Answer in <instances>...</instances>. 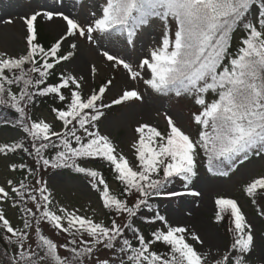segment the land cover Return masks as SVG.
Instances as JSON below:
<instances>
[{"label": "snow or ice", "instance_id": "snow-or-ice-1", "mask_svg": "<svg viewBox=\"0 0 264 264\" xmlns=\"http://www.w3.org/2000/svg\"><path fill=\"white\" fill-rule=\"evenodd\" d=\"M254 8L258 17L252 15ZM41 15L48 21L59 17L65 22L64 33L47 49L38 41L35 22ZM92 17L90 23H81L59 9L25 17L26 54L13 57L0 51V105L19 114L17 122L31 137L38 164L52 169L73 168L85 174L99 194L103 209L115 216L126 215L128 223L121 224L113 218L106 224L64 207L53 211L52 193L42 179L36 180L39 187L31 191L23 181L10 191L0 186V200L11 198L15 206L27 196L36 209L33 211L26 205L21 209L24 216L20 229L14 227L0 208V228L5 230L2 238L18 246L8 264H84L86 258L91 264H247L245 255L253 248L254 236L235 199L220 197L215 201L217 221L228 214L231 221L228 230L233 233L228 250L219 256L199 251L195 244L203 245L200 236L184 226H173L159 211L155 212L154 220L162 222L161 227L149 239L133 227L132 218L142 206L151 210L149 199L153 196L184 195L167 190V186L180 178L186 182L184 187H188L197 175V157L201 151L207 157L209 171L225 167L230 170L237 160H247L250 154L264 156V0H104L99 14L93 12ZM154 19L163 23L160 43L135 67L109 51L102 55L114 66H122L132 80H142L156 93L174 91L177 96H193L200 111L194 112L192 119L201 130L198 138H193L171 116L167 117L168 131L164 133L149 124H141L135 130L138 138L131 145L135 156L132 163L108 135L101 133L96 122L104 115L102 108L142 100L140 91L134 88L123 91L111 104H105L103 98L111 80L87 97L81 91L83 77L61 75L59 82L52 85H45V81L51 74L49 70L74 56L77 43L70 42L71 50L66 53L61 50L68 37L78 36L95 44L99 36L94 34H126L127 42L133 43L138 32ZM237 32L241 38L233 52ZM26 65L31 67L26 69ZM33 73L38 75L34 77ZM12 85L22 86L14 92ZM63 89H68L70 96L66 97ZM209 93L215 94L211 102L206 99ZM50 94L61 102L68 101L65 107L52 109L56 119L62 122L60 132L43 119H31L26 110L35 95ZM52 137L57 139L54 141ZM17 149L28 151L22 143L0 145V153L5 155ZM48 149L55 151L51 158L44 155ZM97 158L108 163L115 179L123 185L119 195L112 192L102 173L90 166V161ZM11 167L15 170L17 165ZM7 183L13 184L11 180ZM244 192L255 204L257 194L264 193V175L249 182ZM125 194L135 195V203L130 205L121 198ZM260 215L264 216V211ZM41 221L72 239L58 244L44 234ZM29 229L38 237L35 248L27 243L30 237L25 230ZM125 229L133 233L137 244L125 237ZM157 242L169 250L166 253L153 250ZM101 248L113 250L115 259L97 255ZM60 249L67 250L68 255H61Z\"/></svg>", "mask_w": 264, "mask_h": 264}, {"label": "rangeland", "instance_id": "rangeland-1", "mask_svg": "<svg viewBox=\"0 0 264 264\" xmlns=\"http://www.w3.org/2000/svg\"><path fill=\"white\" fill-rule=\"evenodd\" d=\"M104 0H0V51L17 57L26 52V32L24 18L34 12H44L59 9L78 19L81 23H90L93 19L92 13L99 14V8ZM45 35L53 42L65 31V22L54 17L52 21L46 20L43 15L38 17ZM11 21V23H7ZM173 31L175 25H172ZM163 33V23L153 20L150 25L144 26L134 38L133 43H128L124 35L113 34L111 36L98 35L99 39L95 44L87 42L81 37H68L62 43V50H71L69 43H77L74 56L62 68L63 75L72 74L76 77H83L82 94L87 97L92 90H96L104 81L111 80L105 97L107 99L119 98L123 91L136 89L141 92L142 100H132L123 107L115 117L102 121L100 129L108 135L116 145L118 151H122L130 160L135 163L132 143L138 138L136 128L141 124H149L156 127L162 133L168 130L167 117L171 116L184 132L196 138L195 122L192 114L196 111L185 94L177 96L175 92L167 94L156 93L143 84L142 80H132L122 66H114L113 62L107 61L102 55L104 51L117 55L127 60L135 67L150 50L158 45ZM95 67V72H93ZM28 115L35 119H43L52 124L57 131L62 128L56 122L55 117L47 109H34ZM22 137L21 130H12L0 127V145L6 142H14ZM200 166L205 159L199 155ZM12 158L0 154V186L10 191L18 180V173L11 167ZM220 171H227V175H220ZM215 175H205L200 171L196 181L190 186L189 193L185 194L183 187L176 186L172 190L184 193L181 196H166L167 200L161 202L163 216L173 226H184L189 232L200 236L203 245L195 244L201 252H211L219 256L229 248V238L216 223L218 211L215 201L220 197L237 200L244 212L248 222L252 226L254 245L246 256L247 264H264V232L262 220L255 210L253 204L244 192V187L255 178L264 175V156L249 155L244 161L237 160L234 166L214 169ZM11 180L12 185L7 182ZM52 193L53 211L60 207L70 211H78V214L87 215L97 221L103 220L108 223L106 209L102 207V201L93 187L85 180H75L69 175L61 172H53L42 177ZM110 189L117 193L115 183H110ZM198 192L199 195H192ZM14 195V194H12ZM132 197L131 201H135ZM4 213L7 219L16 228H23V224L12 207L11 202H6ZM95 210V211H93ZM264 211V207H263ZM118 223L124 224L127 221L126 215L118 216ZM41 227L47 236L58 244H64L65 238L47 223L41 222ZM31 243L35 248L37 241L35 231L28 234ZM192 242V241H190ZM195 243V242H193ZM18 248V247H17ZM61 255H68L65 249H60ZM101 258L115 259L113 252L103 249L97 253ZM84 264H91V260L85 259Z\"/></svg>", "mask_w": 264, "mask_h": 264}, {"label": "trees", "instance_id": "trees-1", "mask_svg": "<svg viewBox=\"0 0 264 264\" xmlns=\"http://www.w3.org/2000/svg\"><path fill=\"white\" fill-rule=\"evenodd\" d=\"M257 8H258V6H257ZM252 15L258 17V11L256 8L253 9ZM35 24H36V28H37L39 43L42 46H44L46 49L49 48L55 42H53L47 35H45L43 27H42L41 23L39 22L38 18H37V21L35 22ZM124 36L127 39L126 34H124ZM240 38H241V34H240V32H237L234 35V39H233V44H232V51L233 52H235L238 49V40ZM26 48H27V38H26ZM62 51H64L65 53L67 52V50H62ZM70 59L68 61H61L58 65H56L54 67V69L49 70L51 74L47 77V79L45 81V85H52V84L59 82L61 75H63L62 68L70 61ZM30 67H31V65H26V69L30 68ZM8 74L11 75V73H8ZM32 75L35 77L38 74L33 73ZM107 81H109V80H107ZM107 81H104L100 86H103L104 84H106ZM45 85H41L40 87H43ZM21 86L22 85H19V86L18 85H12L11 87H12V90L15 92V91H18L19 87H21ZM99 87L96 88V90H98ZM30 91L35 92L36 89L30 88ZM62 91L66 97L70 96V92L68 89H63ZM185 95H186L187 99L189 100V102L191 103V106L196 111L199 112L200 106L195 104L194 97L191 95H187V94H185ZM214 97H215V94L209 93V94H207L206 99L209 102H211V100ZM112 100L107 99L104 96L103 103L111 104ZM128 102L129 101H125L120 105H112L110 108H102L101 111L104 112V115L100 118L99 121L96 122L98 128L100 129V126H101V123L103 120L115 117L118 113H120L121 110L123 109V107L126 106ZM67 103H68L67 100L64 102H61L58 98H56L52 94L47 95V96L35 95L33 97L32 103L27 105L26 110H28L29 113L31 114V111L33 112L34 109H47L56 119L55 113L52 111V109L65 107ZM18 119H19V114L16 113L15 109H12V108L4 106V105H0V127H4L6 129L21 130L22 131V137L20 139H18L17 141H14V142H6V143H8V144L22 143L24 145V147L28 149V151H24L23 149H17L16 152H8L7 155L0 153L1 155L5 156L7 158H12L13 164L17 165L15 171L18 173V180L16 181L14 186L19 187V183L21 181H23L26 185L29 186V191H31V189L33 187H39V185L36 184L37 179H42V177H44L45 175L53 173V172H61L63 174H67L72 179H75V180H81V179L85 180L92 186V184L90 183L89 177H87L83 173L76 172L73 168L52 169L50 167L45 168L41 164H38L37 159L35 157V149L32 147V143H33L32 139L30 136H28L27 133H25L23 131L22 126L18 124V122H17ZM31 119H33V118H31ZM33 120H35V119H33ZM56 121L62 127V122L57 120V119H56ZM69 127H71V126H69ZM53 130L57 131V129L54 126H53ZM200 130H201V126H198L197 124H195V131H196V136H197L196 138H198V134H199ZM100 131H101V129H100ZM56 139H57L56 137H52V140L55 141ZM3 144H5V143H3ZM3 144H1V145H3ZM200 154H201L202 158L205 159V163L200 166V164H199L200 158H199V156L197 157V169H196L197 175L192 178V181H191V183L188 184V187L187 188L184 187V184L186 183L185 181H182L180 178H175L173 180V182L167 186V190L171 191L176 186H180V187H183L185 189H188L196 181L197 177L200 175L201 170L205 175H215L216 174L214 172V170L209 171L208 164H207V157L204 156L202 151L200 152ZM44 155L48 158H51L52 156L55 155V151L52 149L45 150ZM21 164L25 165V167L21 168L20 167ZM90 166L93 167L95 170L101 172L109 185H110V183H115L117 185V188H118L117 193H116L117 195H119L122 192L123 185H121L120 182L115 179V174L112 172V169L109 167V165L106 161H103V160L97 158V159L90 161ZM29 169H32V171L30 172ZM21 190L23 191V189H21ZM186 192H188V191H186ZM32 194L38 195V193H36V192H32ZM132 197H136V196L135 195L129 196V195L125 194L121 198L127 199L129 204L132 205L133 203H135V201H131ZM248 198H249V201L252 203L253 198L252 197H248ZM167 199L168 198H166V196H163V195L151 197L149 199V204L152 205L151 210L147 207L142 206L141 209L137 212L136 216L132 218L133 227L139 229L140 234L144 235L146 239L151 238L152 232L161 227L162 222L154 220V215H155L156 211H159L160 215H163L162 210H161V208H162L161 202L164 200H167ZM255 199H256V203L255 204L252 203V204H253L255 210L258 211L257 212L258 215L261 217V220L263 223L262 228H263V232H264V216L260 215V212L263 211V207H264V193H258L257 196L255 197ZM7 201L11 202V205L16 210L17 215L20 218V221L22 224H23L22 218L24 216V213L21 211V209L23 207H25V205L27 207H32L33 211H36L34 204L30 200L27 199V196L25 197L24 201L17 202L15 204V206H14V202L11 198L8 200H0V208L3 209V207ZM3 211H4V209H3ZM106 213H107L108 223H110L111 219H113V218H115L118 222V219H117L118 216H115L112 212H110L107 209H106ZM37 216H39V213H37ZM121 216L122 215H120V217ZM41 222L47 223L46 221H41ZM125 223H128V219ZM216 223L220 226L221 230L229 238V244H231L233 233L229 232V230H228L229 227H231V221H230L229 215L224 214V219L220 220V221H217V219H216ZM32 224H33V229H34L36 227L35 219L32 220ZM55 230H57V229H55ZM25 231H27L28 234H30L32 229L25 230ZM58 232L61 233V235L65 238V240L63 241L64 243H67L69 240L72 239V237L69 234L62 233L59 230H58ZM4 235H5V230L0 228V264H8L9 258L12 255H14V249H16L18 247L17 245L11 244L7 240H4L2 238ZM8 235H11V234H8ZM124 235L126 238L131 240L134 245L137 244V241L134 239L133 233L130 230L125 229ZM13 240H15V237H13ZM36 240L38 241V237L36 238ZM70 247H71V245H70ZM153 250H155L159 253H166L169 249L163 243L157 242L155 245H153ZM110 251L113 252V255L115 257L114 251L113 250H110ZM246 255H245V258H246Z\"/></svg>", "mask_w": 264, "mask_h": 264}]
</instances>
